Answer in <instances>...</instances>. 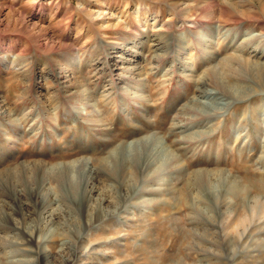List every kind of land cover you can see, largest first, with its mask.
<instances>
[{
	"label": "rangeland",
	"instance_id": "rangeland-1",
	"mask_svg": "<svg viewBox=\"0 0 264 264\" xmlns=\"http://www.w3.org/2000/svg\"><path fill=\"white\" fill-rule=\"evenodd\" d=\"M249 33L264 0H0V264H264V67L228 46ZM145 137L161 167L113 169Z\"/></svg>",
	"mask_w": 264,
	"mask_h": 264
},
{
	"label": "bare ground",
	"instance_id": "bare-ground-1",
	"mask_svg": "<svg viewBox=\"0 0 264 264\" xmlns=\"http://www.w3.org/2000/svg\"><path fill=\"white\" fill-rule=\"evenodd\" d=\"M217 26V25H216ZM216 30V29H215ZM226 35V34H225ZM214 36V35H213ZM234 36V35H233ZM249 37L250 40H253L254 43L255 42H260L262 43V40H264V34L263 33H259V34H252L249 33ZM152 39V38H151ZM214 39V38H213ZM241 39V38H240ZM203 40V39H202ZM228 40V38H227ZM210 41V40H209ZM213 41V40H211ZM162 42V41H161ZM214 42V41H213ZM226 42V41H225ZM151 43V42H150ZM248 43V42H246ZM254 43H249V47L248 48H243L242 44L239 43L237 44V39L235 37L231 38L228 46L231 47L232 49L234 48L237 51H243V53H239L241 56L247 55L249 58H251L253 60V62L255 61L257 66L258 65H263L264 67V48L260 49L259 46L254 45ZM158 44V43H157ZM208 44V43H206ZM113 45V44H112ZM261 46V44H259ZM115 46V45H114ZM157 46V45H156ZM209 46V45H208ZM187 47V45L185 46ZM227 47V46H226ZM155 48V47H154ZM183 48V47H182ZM181 48V49H182ZM165 49V48H164ZM188 49V47L186 48ZM200 49V48H199ZM162 50V49H161ZM211 50V49H209ZM230 52V51H229ZM215 55V54H214ZM218 57V56H216ZM121 58V57H120ZM221 58V57H220ZM177 59V58H176ZM207 61V60H206ZM212 61V59H211ZM221 61V60H220ZM229 61V60H228ZM189 63V62H188ZM212 63V62H211ZM216 64V63H213ZM237 64V63H236ZM243 64V63H242ZM245 64V63H244ZM208 65V64H207ZM184 66V65H183ZM125 67V66H124ZM196 67V66H195ZM241 67V66H240ZM199 68V67H198ZM246 68V67H245ZM244 68V69H245ZM112 69V68H111ZM242 69V68H241ZM252 69V68H251ZM243 70V69H242ZM261 70V69H260ZM264 70V69H263ZM126 71V70H125ZM223 72V71H222ZM185 73V72H184ZM190 73V72H189ZM188 73V74H189ZM206 73V72H205ZM202 74V73H201ZM240 74V73H239ZM247 74V73H246ZM182 75V74H181ZM192 75V74H191ZM195 75V74H193ZM242 75V74H241ZM260 75V74H259ZM258 75V76H259ZM66 76V75H65ZM245 76V75H244ZM264 76V75H263ZM131 77V76H130ZM194 78V77H193ZM196 78V77H195ZM194 78V79H195ZM202 78V77H201ZM197 80V79H196ZM202 80V79H201ZM195 82V80H194ZM209 82V81H208ZM229 83V82H228ZM209 85V84H208ZM63 87V86H62ZM207 87V86H206ZM216 87V85H215ZM65 88V87H63ZM72 88V87H71ZM195 88V86H194ZM200 88V86H199ZM202 89V87H201ZM233 89V88H232ZM110 92V91H109ZM232 92V90H231ZM201 93V92H200ZM262 93V92H261ZM202 94V93H201ZM66 95V94H65ZM257 96V95H256ZM254 96V97H256ZM263 96V95H261ZM201 97V96H200ZM253 97V96H252ZM264 97V96H263ZM259 98V97H258ZM261 98V97H260ZM73 99V98H72ZM202 99V98H201ZM229 99V98H228ZM234 100V99H233ZM191 102V101H190ZM264 100L261 101V103H263ZM189 103V102H188ZM192 103V102H191ZM189 103V104H191ZM240 104V103H239ZM225 105V100L222 98V96L217 93L214 92L213 90H205V95L203 96V104L202 106V111L203 112H208L210 110L216 109V107H223ZM190 106V105H189ZM188 106V107H189ZM191 107V106H190ZM224 108V107H223ZM222 108V109H223ZM259 109V108H258ZM189 110V109H188ZM191 110V109H190ZM217 110V109H216ZM201 111V110H200ZM194 112V111H193ZM214 112V111H213ZM199 113V112H198ZM219 113V112H218ZM191 114V113H190ZM213 115V114H212ZM196 116V115H195ZM194 117V116H193ZM198 119V118H197ZM200 119V118H199ZM201 120V119H200ZM194 121V119H193ZM196 121V120H195ZM206 122V121H205ZM176 123V122H175ZM199 124V123H198ZM201 124V123H200ZM209 125V124H208ZM190 126V125H189ZM206 126V125H205ZM183 129V128H182ZM186 129V128H185ZM195 129V128H194ZM181 129H179L180 131ZM192 132V131H191ZM199 133V131H198ZM152 136V135H151ZM160 137V136H159ZM153 138L155 139V145H153L151 147H147L146 145L148 144V142H151L153 140ZM137 139V138H136ZM192 139V138H191ZM179 140V139H178ZM195 141V140H194ZM191 142V141H190ZM124 144V143H123ZM211 144V143H210ZM166 146V145H165ZM164 144L162 143V141L159 138H155V137H145L143 139L140 140H135V141H130L128 142L124 147H116L112 153H111V157L113 158L114 161H109V163L111 164V166H113V169H115L116 164L118 162V159L120 158L121 163H125V162H137L139 160H142L144 162H151L152 160L156 162V164H158L157 166L161 167L162 165V159L163 156L165 157L167 153H169V151L167 150V148H165ZM185 147V146H184ZM136 149V150H135ZM135 151V152H134ZM152 154V155H151ZM108 157V156H107ZM111 158V159H112ZM166 158V157H165ZM104 159V157H103ZM137 159V160H136ZM153 164V163H152ZM106 165V164H105ZM63 166L61 165H57V166H53L50 168V170L52 172H59L62 171ZM80 167V165H79ZM120 167V166H119ZM148 168V167H147ZM69 171H68V175L64 181V183L62 184V188L64 190L63 194H65V196H67L66 198L71 199L70 197H75L77 196L78 193V188H79V183H80V179H79V172L77 170V163H73V164H69L68 167ZM92 169V168H91ZM153 169V168H152ZM126 171V169H125ZM85 172V171H84ZM81 173V174H84ZM122 172V171H121ZM78 177H77V175ZM118 173V172H117ZM123 173V172H122ZM156 173V172H155ZM150 174V173H149ZM7 175V174H6ZM93 175V174H92ZM98 175V174H97ZM117 175V174H116ZM198 175V174H197ZM8 176V175H7ZM82 177V175H80ZM88 176V175H87ZM109 176V175H108ZM199 176V175H198ZM148 177V176H147ZM6 178V177H5ZM100 178V177H98ZM149 178V177H148ZM59 179V178H58ZM100 180V179H99ZM189 181V180H188ZM226 182V181H225ZM94 183V182H93ZM149 183V182H148ZM190 183V182H189ZM152 184V183H151ZM183 184V183H182ZM118 185V184H117ZM204 186V185H203ZM246 187V186H245ZM61 188V187H60ZM127 188V187H126ZM150 188V187H149ZM229 189L231 191L236 190V185L231 184L229 185ZM186 190V189H185ZM228 190V189H227ZM112 191V190H111ZM144 191V190H143ZM155 191V189H152V192ZM138 192V191H137ZM136 192V193H137ZM201 192V191H200ZM145 193V192H144ZM81 200L84 201L85 199V193H81ZM92 195V194H91ZM148 195V194H147ZM150 196V195H149ZM89 197V195H88ZM70 201V200H69ZM136 204V203H135ZM148 208V207H147ZM123 209V208H122ZM209 209V208H208ZM21 210V209H20ZM192 213V212H191ZM190 215V214H189ZM198 215V214H197ZM45 216V215H44ZM130 217V216H129ZM192 217V216H191ZM198 219V218H197ZM200 222V221H199ZM31 234V233H30ZM25 235V234H24ZM34 235V234H33ZM26 237V236H24ZM28 237V236H27ZM28 242H33L34 241V237L33 236H29L27 238ZM17 244V243H16ZM12 245V244H11ZM14 246V245H13ZM17 246V245H16ZM22 246V245H21ZM18 247H20L18 245ZM16 249V248H15ZM42 250V249H41ZM3 251V249H2ZM4 252V251H3ZM22 253V251H20ZM41 252V251H40ZM29 254V253H28ZM36 255V253H35ZM40 255V254H39ZM37 256V255H36ZM19 258V257H18ZM43 259V258H42ZM47 257L45 256L43 259L42 264H47ZM40 260V259H39ZM52 262V261H51ZM7 263H13V264H26L22 259H17L15 258L14 254L11 252L9 254V258ZM36 263V262H35ZM50 263V262H49ZM33 264V263H32Z\"/></svg>",
	"mask_w": 264,
	"mask_h": 264
}]
</instances>
